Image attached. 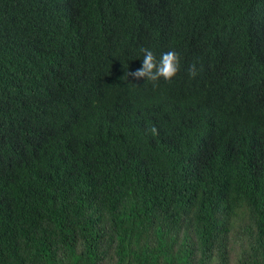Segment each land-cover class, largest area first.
Returning a JSON list of instances; mask_svg holds the SVG:
<instances>
[{"label":"trees","instance_id":"trees-1","mask_svg":"<svg viewBox=\"0 0 264 264\" xmlns=\"http://www.w3.org/2000/svg\"><path fill=\"white\" fill-rule=\"evenodd\" d=\"M0 264H264V0H0Z\"/></svg>","mask_w":264,"mask_h":264},{"label":"clouds","instance_id":"clouds-1","mask_svg":"<svg viewBox=\"0 0 264 264\" xmlns=\"http://www.w3.org/2000/svg\"><path fill=\"white\" fill-rule=\"evenodd\" d=\"M140 52L143 53L141 66L135 71L126 72V78L131 77L134 80L146 79V81H151L155 85L160 78L171 81L180 70L181 58L174 50L163 53L159 59L147 47H141ZM187 71L190 77L195 78L198 74L196 63L193 62L189 65ZM150 132L154 136L159 134L155 126L150 129Z\"/></svg>","mask_w":264,"mask_h":264}]
</instances>
